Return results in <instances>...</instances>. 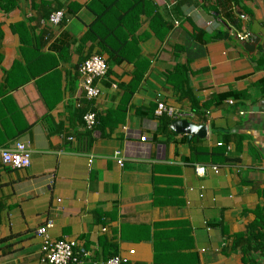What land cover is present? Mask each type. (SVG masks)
Segmentation results:
<instances>
[{
  "label": "crops",
  "instance_id": "0c3cea01",
  "mask_svg": "<svg viewBox=\"0 0 264 264\" xmlns=\"http://www.w3.org/2000/svg\"><path fill=\"white\" fill-rule=\"evenodd\" d=\"M90 1L0 0V151L17 141L30 150L21 169L0 157V264H46L36 229L47 219L49 236L87 253L83 264L112 254L122 264H264V0L240 3L236 33L258 37L252 52L230 34L235 25L207 24L206 1L147 0L154 17L139 15L119 60L81 40ZM61 8L65 21L49 27ZM92 55L108 69L86 129L77 67ZM158 100L206 125V136L173 132ZM192 139L207 152L190 158Z\"/></svg>",
  "mask_w": 264,
  "mask_h": 264
},
{
  "label": "built area",
  "instance_id": "2783aa9c",
  "mask_svg": "<svg viewBox=\"0 0 264 264\" xmlns=\"http://www.w3.org/2000/svg\"><path fill=\"white\" fill-rule=\"evenodd\" d=\"M237 12L241 14L239 10H237ZM65 19V10L61 8L51 11L45 22L49 27L57 28L65 21ZM214 21L215 18L211 16L207 21V24L210 26ZM216 21L224 25L223 22L219 20ZM229 31L230 34L237 36L241 40L248 37V33L242 34L232 32L231 30ZM107 69L108 67L105 59L98 55L89 56L79 63L77 73L80 80V86L87 101L92 102L101 94L97 82L106 75ZM232 102V100H229V103ZM155 113L157 115L165 114L172 121L183 119L186 115V113L166 105L161 100L157 101ZM240 113L243 114V111H240ZM82 121L84 128L93 129L97 124V114L94 109L86 111L82 116ZM144 139L145 137H141L142 141H144ZM69 140H72V137H69ZM217 144L221 145L222 143L219 142ZM0 157L2 163L11 169H21L30 165V150L25 143L20 141L15 142L11 147L3 148L0 151ZM112 158L116 161L117 165H123V157L119 150L113 152ZM194 168L197 175H203L206 170V167L201 164L194 165ZM212 169L216 171L217 167L212 166ZM53 226L54 222L51 219H47L36 229V234L41 239L39 250L40 261L46 264H83L87 253L83 249L78 248L76 240L67 237L52 238L49 236L47 230ZM102 230L104 231L105 228ZM103 264H122V259L120 255L115 254L105 260Z\"/></svg>",
  "mask_w": 264,
  "mask_h": 264
},
{
  "label": "trees",
  "instance_id": "16d2710c",
  "mask_svg": "<svg viewBox=\"0 0 264 264\" xmlns=\"http://www.w3.org/2000/svg\"><path fill=\"white\" fill-rule=\"evenodd\" d=\"M202 1H206V4H204L207 7L210 16H212L216 20L223 22L225 25L228 23L235 25V30L233 28L232 30L230 29L232 32L241 31L239 30L241 26L240 21L244 15V11L241 9V0H213V3L211 2V0ZM194 2H197V0H176L173 4L174 6L177 5L178 7H181L184 4H190ZM147 3V0H91L87 4V7L94 14L95 18L89 25L88 30L85 32L81 40H96L97 45L103 51H105L109 55V57L115 58L116 60L128 59L124 55V51H127L129 49V45L132 46L134 43V41H132L131 43L129 42L133 39V33L136 31L140 23L139 15L142 13L151 18L154 17V15H152V12L149 13L152 7L148 8V11L146 10L145 7ZM77 7V4H73L72 6L69 5V8L73 11ZM237 10H239L241 14H239ZM125 20L128 21L129 24H124ZM123 27H125L124 29H127V33L123 31ZM166 28L167 26L165 27V29ZM190 58L192 57L188 52L186 54L185 63L177 66L176 71L180 72L182 68L186 69L187 63L190 61ZM182 81L183 83H186V79H183ZM92 102L85 99V103L80 107L82 116L86 111L92 110ZM161 115H163V117L165 118V125L169 126L172 120L169 117L167 119L164 114ZM196 142H198V140L196 139H192L190 142V158H195V155H197L198 153L207 152L204 151V149H196L194 145ZM256 230V223L251 224L247 228L246 241H248L250 237H253V239L257 237V235L254 234ZM238 238L242 241H244L245 239V237L241 235H239ZM113 255L115 254L110 255L105 260L109 259Z\"/></svg>",
  "mask_w": 264,
  "mask_h": 264
},
{
  "label": "water",
  "instance_id": "95a60500",
  "mask_svg": "<svg viewBox=\"0 0 264 264\" xmlns=\"http://www.w3.org/2000/svg\"><path fill=\"white\" fill-rule=\"evenodd\" d=\"M224 26H226L224 24ZM235 38L242 44L243 48L247 52H252L255 48L256 43L258 42V37L250 34V41L241 40L237 36ZM170 129L177 134H185L187 139L191 136H196L198 138H204L207 134V127L204 124H195L186 119L175 120L170 123ZM197 129L193 131L192 129Z\"/></svg>",
  "mask_w": 264,
  "mask_h": 264
},
{
  "label": "clouds",
  "instance_id": "9594fccd",
  "mask_svg": "<svg viewBox=\"0 0 264 264\" xmlns=\"http://www.w3.org/2000/svg\"><path fill=\"white\" fill-rule=\"evenodd\" d=\"M192 130H193V131H196L197 129L193 128Z\"/></svg>",
  "mask_w": 264,
  "mask_h": 264
}]
</instances>
